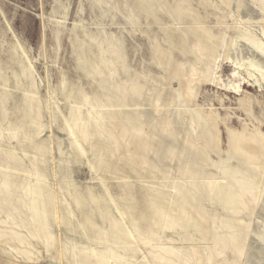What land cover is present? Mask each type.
Returning <instances> with one entry per match:
<instances>
[{
    "label": "rangeland",
    "instance_id": "1",
    "mask_svg": "<svg viewBox=\"0 0 264 264\" xmlns=\"http://www.w3.org/2000/svg\"><path fill=\"white\" fill-rule=\"evenodd\" d=\"M0 264H264V0H0Z\"/></svg>",
    "mask_w": 264,
    "mask_h": 264
}]
</instances>
